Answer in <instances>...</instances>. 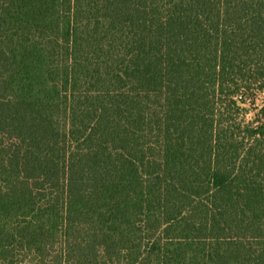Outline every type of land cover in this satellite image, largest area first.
I'll return each instance as SVG.
<instances>
[{
    "label": "trees",
    "instance_id": "16d2710c",
    "mask_svg": "<svg viewBox=\"0 0 264 264\" xmlns=\"http://www.w3.org/2000/svg\"><path fill=\"white\" fill-rule=\"evenodd\" d=\"M263 90L264 0H0V264H264Z\"/></svg>",
    "mask_w": 264,
    "mask_h": 264
},
{
    "label": "rangeland",
    "instance_id": "374dc122",
    "mask_svg": "<svg viewBox=\"0 0 264 264\" xmlns=\"http://www.w3.org/2000/svg\"><path fill=\"white\" fill-rule=\"evenodd\" d=\"M264 103V90L259 93L257 95V99H256V105L259 106L260 104ZM252 116V112H250L248 115H247V119H249L250 117Z\"/></svg>",
    "mask_w": 264,
    "mask_h": 264
}]
</instances>
